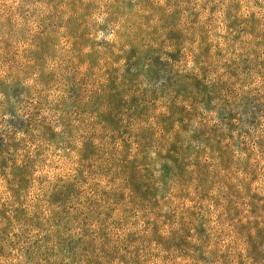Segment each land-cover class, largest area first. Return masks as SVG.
I'll return each instance as SVG.
<instances>
[{
    "label": "trees",
    "instance_id": "1",
    "mask_svg": "<svg viewBox=\"0 0 264 264\" xmlns=\"http://www.w3.org/2000/svg\"><path fill=\"white\" fill-rule=\"evenodd\" d=\"M115 2L123 3L74 0V5L91 10L88 6L100 4L109 16ZM128 2L138 18L128 27V43L122 38L121 25V29L97 32L95 47L92 38L80 37L81 18L71 20L66 24L70 26L67 35L80 47L73 55L76 68L69 77L53 74L61 83L60 93L49 98L45 87L49 82L38 70L33 85L25 89L30 103L24 104L17 118H0V174L9 185L0 193V264H138L136 252L141 247L137 245L142 242L152 240V249L165 256L176 247V241L170 242L166 233L154 228L156 222L138 228L128 215H113L121 190L114 188V179L107 178L108 170L114 164L117 176L124 175L123 183L131 191L125 205L135 204L137 194L122 153L131 150L127 144H162L170 115L165 111L170 104L162 105L166 85L139 84L134 77L139 70L131 65L142 62L146 71H156V75L173 71L177 62L171 58L181 48L178 38L164 28L162 0ZM196 11L200 20L195 16V38L202 48L195 51V68L188 76L183 102L193 101L199 139L204 134L207 141L220 144L224 153L238 159L242 172L252 173L251 167L264 155V27L252 28L250 22L261 23L264 0H195ZM209 13L219 20L216 25L226 31L230 44L226 52L215 46L220 51L214 52L217 59L203 36L201 17ZM250 29L258 32L255 41L260 52L246 45ZM123 51L132 54L123 56ZM82 71L84 80L101 77L97 86L86 81L83 93L80 88L71 90L83 82ZM115 95H120L117 104ZM117 125L120 129L115 132ZM45 144L82 147H77L69 170L49 174L41 169L44 159L39 151ZM216 183L205 195L213 204L212 219L224 228L217 232L219 237H211L205 228L207 219L204 228L195 219L190 235L195 232V253L201 255L195 263L264 264V193L252 188L248 178L241 184L247 186L249 195L240 194L232 181ZM142 198L139 202L144 205Z\"/></svg>",
    "mask_w": 264,
    "mask_h": 264
},
{
    "label": "rangeland",
    "instance_id": "2",
    "mask_svg": "<svg viewBox=\"0 0 264 264\" xmlns=\"http://www.w3.org/2000/svg\"><path fill=\"white\" fill-rule=\"evenodd\" d=\"M122 1L121 4L116 1L112 9L113 14L106 16L100 4L94 8L88 6L91 9L88 10L86 7L75 6L74 0H0V118H17L22 113L24 104L30 103V94L25 89L33 85L38 70L39 76L44 75L43 80L49 82L45 86L49 98L53 99V95L60 93L58 86L60 87L61 83L53 79V74L65 73V78H68L73 68H76L73 55L80 47L79 44L72 43L67 35L70 26L67 27L66 24L71 20L81 18L83 31L80 37L92 38L95 47L98 43V33H103L104 28L121 29V25L124 27L121 30L122 38L126 40L124 43H128V27L133 21L137 22L138 18L134 15L133 4L128 0ZM161 6L165 17V30L172 32L171 35L181 42V48L171 58L177 65L172 68L173 71H164L160 75H156V71H146L142 62L131 67H137L139 70V73L134 75L139 84L145 83L146 86L152 87L166 85L162 105L170 104L168 108L164 107L165 111L170 113L167 115V131L162 144H127L131 150L122 153L131 173V185L137 194L135 204L130 205L131 207L125 205L127 198L131 197V191L129 186L126 187L123 183L124 175L117 176L118 171L114 164L108 170L107 178L114 179V188L121 190L117 195L119 202L123 203L114 205V216L121 218L128 215L129 220L138 228L145 224L151 226L156 222L155 229L166 233L165 236H169L170 242L176 241V247L171 248L170 255L166 256L161 255V250L152 249V240L137 245L141 247L136 252L138 264H196L195 259L198 260L201 255L195 253V232L194 236L190 235L195 219L203 228L207 219L205 228L212 234L211 237H219L217 232L224 228L215 224L212 219L213 204L205 194L212 190L216 182L223 185L232 181V186L240 194L249 195L247 186L241 184L243 178L252 180V188L259 189L263 194L264 155L258 165L251 167L252 173L242 172L236 163L238 159H233L232 154L224 153L220 144L207 141L204 134L201 135L203 140L196 135L199 124L191 108L193 101L185 104L183 96L188 87V76L192 75L190 72L195 68V51L197 53L202 48V42L195 38V16L200 20V15L195 12V0H162ZM243 9L245 11V7ZM99 11L103 13H98ZM212 16L213 14L209 13L206 17H201L207 48L213 50V53L220 52L215 48L220 45L222 48L219 49L226 52L230 48L226 31L216 25L219 20H214ZM259 21L261 23H258L257 19L254 22L251 20L255 24L250 22L251 27L254 28L256 24L264 27V17ZM257 35L258 32L251 29L246 31L248 49L258 47V41H255ZM80 45H83V42L80 41ZM257 51L261 50L257 48ZM125 54L130 56L132 53L123 51L122 55ZM82 77L83 71L80 76L83 82L71 90L80 88L82 91L86 81L97 86L101 80V77H89L86 80ZM118 90L121 92L120 88ZM175 96L177 98H174ZM119 97L120 95H115L114 104L120 101ZM4 108H7V111ZM119 129L120 126L117 125L115 132ZM79 145L82 147V144H45V149L39 151L44 159L41 168L43 172L53 174L69 170L72 162L76 160ZM42 170L37 173H42ZM102 178H105L104 175ZM8 189L9 185L0 174V193ZM217 189V192H223L222 188ZM29 190L31 192L34 188L30 186ZM140 198L145 201L144 205L139 202ZM126 206L129 210L124 212L123 208ZM136 211L138 217L134 216ZM190 239L193 240L192 243ZM212 244H216L214 240ZM204 257L210 259L209 255ZM199 264L212 263L200 261Z\"/></svg>",
    "mask_w": 264,
    "mask_h": 264
}]
</instances>
